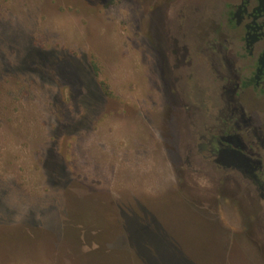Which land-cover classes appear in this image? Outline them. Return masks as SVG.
Segmentation results:
<instances>
[{"label": "rangeland", "instance_id": "374dc122", "mask_svg": "<svg viewBox=\"0 0 264 264\" xmlns=\"http://www.w3.org/2000/svg\"><path fill=\"white\" fill-rule=\"evenodd\" d=\"M223 6L0 0V264H264L262 210L187 162L180 26Z\"/></svg>", "mask_w": 264, "mask_h": 264}, {"label": "flooded vegetation", "instance_id": "af4514ba", "mask_svg": "<svg viewBox=\"0 0 264 264\" xmlns=\"http://www.w3.org/2000/svg\"><path fill=\"white\" fill-rule=\"evenodd\" d=\"M180 29L177 72L203 83L185 132L190 171L223 181L264 213V0H224L217 20L190 18Z\"/></svg>", "mask_w": 264, "mask_h": 264}]
</instances>
